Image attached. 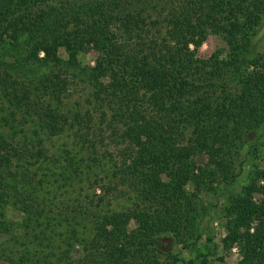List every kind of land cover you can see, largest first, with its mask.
<instances>
[{
  "label": "trees",
  "instance_id": "1",
  "mask_svg": "<svg viewBox=\"0 0 264 264\" xmlns=\"http://www.w3.org/2000/svg\"><path fill=\"white\" fill-rule=\"evenodd\" d=\"M262 38L264 0H0V262L264 264Z\"/></svg>",
  "mask_w": 264,
  "mask_h": 264
},
{
  "label": "rangeland",
  "instance_id": "2",
  "mask_svg": "<svg viewBox=\"0 0 264 264\" xmlns=\"http://www.w3.org/2000/svg\"><path fill=\"white\" fill-rule=\"evenodd\" d=\"M263 35V34H262ZM259 49L261 50L262 53H264V38H262L259 42ZM217 50H227V45L226 43L218 36L216 35H211L209 36L207 42L202 46V48L199 50L198 55L200 58L203 59H207L209 58L214 52H216ZM61 56L63 58H66L67 55L64 52V50L61 51ZM97 57V54L92 51L90 53H86L81 55V62L83 63V65H94L95 59ZM250 151V149L247 147L244 151L243 154L238 162V168H237V172L239 173V176L237 178V184H236V190H239L240 186L246 184V182L248 181V178L251 174V171L255 169V166H258L260 168L264 167V145L259 147L258 150V155L252 156V155H247L246 153H248ZM201 163H203L204 161L201 160L199 161ZM241 163L242 166H239ZM211 201L216 204L218 203L215 199H211ZM218 204H222V200L218 203ZM209 218L205 220V226L208 224L209 226V230L213 233H215V243L218 245H221V238L224 237L225 235V231L224 228L222 226V222L217 218V216H215L213 218V220H210L209 223ZM178 251L175 250V252ZM224 252L222 251V249H220L218 251V255H223ZM184 257L187 261L192 260L195 258V254L187 251L184 254ZM202 260V259H201ZM200 260V261H201ZM209 263L208 264H237L238 262V255L236 253V251H234L231 254H228L225 258V262L224 263H220V262H216V261H211L210 259L208 260ZM0 264H5L4 262H0Z\"/></svg>",
  "mask_w": 264,
  "mask_h": 264
}]
</instances>
